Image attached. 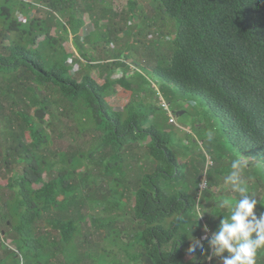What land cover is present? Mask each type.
<instances>
[{
    "label": "trees",
    "instance_id": "16d2710c",
    "mask_svg": "<svg viewBox=\"0 0 264 264\" xmlns=\"http://www.w3.org/2000/svg\"><path fill=\"white\" fill-rule=\"evenodd\" d=\"M66 1L45 0V7L0 0V173L10 170L0 182V195L8 196L0 200V220L15 244L0 261L89 264L82 254L100 248L105 264H220L219 257L207 259L210 238L203 237V226L210 217L198 219V193L213 169L226 181L233 152L247 178L253 166L255 183L264 181V0H158L176 34L152 76L201 100L206 115L197 130L210 129L208 120L225 135L224 143L210 145L217 135L206 132L192 146L156 128L152 104L168 105L158 90L155 102L146 100L148 83L135 67L122 70L110 63L119 59L85 58L76 49L85 63L71 68L58 43L63 37L50 36L48 26L83 35L82 10ZM134 10L130 6L122 31ZM84 66L105 73L93 77ZM55 112L73 123L64 129L85 137L80 143L49 148L59 145L46 127V114L49 123L59 121ZM231 193L224 195L239 198ZM90 204L100 209L82 213ZM191 236L203 249L187 251ZM0 247L7 248L1 237ZM256 264H264V249Z\"/></svg>",
    "mask_w": 264,
    "mask_h": 264
},
{
    "label": "rangeland",
    "instance_id": "374dc122",
    "mask_svg": "<svg viewBox=\"0 0 264 264\" xmlns=\"http://www.w3.org/2000/svg\"><path fill=\"white\" fill-rule=\"evenodd\" d=\"M31 1V0H26ZM39 1L41 6H45V0H34ZM58 2H67L66 0H57ZM74 7L82 10L80 15L81 21V30L84 32H79L83 35L78 36L74 29H72V34L69 31H64L62 33H58L59 29L56 24L48 23L50 31V36L54 37L59 34L63 39H58V43L64 46L65 55H67V61L71 64V68L76 70L78 66H81L80 63H85L83 59H80V55L85 58H99L104 57L107 58V61H112L113 59H119L115 63L110 62L113 66H119L122 70H128L131 67H135L136 72L141 74L142 78H145L148 85L147 93L145 92L146 100H152L155 102V92L158 90L162 95L163 99L166 101L165 103L168 105V110L160 109L159 104L153 105V114L152 121H154L156 128L160 132L169 133L172 135L180 137L182 139L186 138L188 141H191V146L193 145V140H203L205 137V133H209V136H216L214 138V142H210V145H218L217 143H224L225 135H218L219 125H214L213 129H211L212 124L207 120L206 127L210 129H206L203 127L202 131L196 129L198 124V119H201L200 115L205 113L204 106L201 103V100L195 95H185L179 92V90L175 87H171L169 85L163 84L160 80L153 78L152 76V67L158 62L168 59L170 51L174 48L173 39L176 34V25L174 19L163 9L160 1L158 0H72ZM70 2V1H69ZM130 6L132 9V17L130 21V25L127 24L123 31L122 22L126 20L127 15L131 12ZM71 8V6H70ZM42 10H46V8H42ZM31 15V13H28ZM56 14H60L62 16V12H58ZM21 18L23 17L21 13H17ZM40 18L44 19L46 13L42 14V12H38ZM128 21V20H127ZM54 22V21H53ZM114 27L115 30L112 28ZM73 35V36H72ZM57 37V36H56ZM40 39L43 36L39 37ZM155 38L154 41H151ZM155 47H154V45ZM79 53L77 52V50ZM99 60V59H98ZM128 62V63H127ZM83 71H88L93 77L98 76L99 74L105 73V70H99L96 67H87L84 66ZM135 74V73H134ZM116 74H113V77ZM137 76V74H136ZM152 79V80H151ZM155 80V81H154ZM158 103V102H157ZM170 112L175 113L174 121H171L172 118ZM56 117L59 116V121H53L49 123L50 118L49 115L46 114L45 118H47L46 127L51 135V137L57 140L59 145H52L49 148L53 149L55 146H60L62 149H66L65 144L72 142L74 144L80 143L83 138L76 137L75 132L72 130L68 132L67 129H64V125H72L73 123L67 121L65 117L61 118V115L55 112ZM207 118V116H206ZM58 120V119H57ZM151 120L148 121L150 123ZM201 121V120H200ZM147 125V124H146ZM59 127V129H58ZM62 131V134L58 138L57 134ZM25 140L30 142V137L25 134ZM219 148V147H218ZM226 153V151H223ZM232 161L235 159H240L241 157L236 153H231ZM252 173L246 176V173L243 170L242 179L246 182L249 192L251 195L255 196L257 200L264 202V181L259 180L256 182L257 176L259 175L258 171L253 169ZM3 175L0 177V182H6L7 176L10 174V170L8 172H1ZM0 173V175H1ZM43 178L46 180L48 178V173L44 172L42 174ZM221 176V172L219 169H213L209 172L208 182L209 185L200 193H198V201H200V207L202 209L201 213L207 217H210V221L208 223V227L210 229L209 232L204 233L203 237L210 238L212 233L218 230L220 219L223 216L230 215V208H220L217 207L219 202L224 199L228 201L234 202L235 200L231 198L229 195L225 196L224 193L226 190L230 189L228 185L225 188L226 182L224 179L219 180ZM39 186V185H35ZM204 186V182L201 183L200 187ZM235 193H231V196H234ZM0 200L3 201L7 198V195H0ZM214 202L213 207L208 208V204ZM2 203V202H1ZM133 203V198L130 200V204ZM100 205L97 204L93 208V204L89 205V209L82 208V213H95L99 210ZM99 208V209H98ZM260 212H264V206H261L259 203L257 205V214ZM89 223V218L86 216L85 221ZM85 225L82 226L84 229ZM5 227L3 225V221L0 220V237L3 239L7 248L0 247V258H7L8 254L6 250L14 249L15 244L12 241V236L8 233L5 235L4 230ZM124 239H128V236H123ZM112 247L108 245V250ZM102 249L94 248L92 251L86 250L82 255V261L85 260L89 264H94L98 261L97 264H105V261H99L98 255L101 254ZM12 254V252L10 251ZM211 254V251H210ZM227 255V253H225ZM191 256V255H190ZM118 258L124 259L122 254L118 255ZM185 259H188L185 256ZM209 261V260H208ZM0 264H14V259L12 256L9 257L7 261H0ZM79 263V261H77ZM76 260L73 264H77ZM125 264V263H124ZM128 264V263H126ZM132 264V263H131ZM220 264H222V260L220 258Z\"/></svg>",
    "mask_w": 264,
    "mask_h": 264
},
{
    "label": "clouds",
    "instance_id": "9594fccd",
    "mask_svg": "<svg viewBox=\"0 0 264 264\" xmlns=\"http://www.w3.org/2000/svg\"><path fill=\"white\" fill-rule=\"evenodd\" d=\"M170 114V120L174 121V116ZM244 167L239 159L231 163L232 170L225 182L239 198L234 202L222 199L217 205L220 208H230V215L220 219L218 230L208 239L211 250L208 260L219 257L222 264H256L257 252L264 249V212L257 214L258 203L264 206V202L258 201L250 194L246 182L242 179ZM203 214L198 213V219L202 218ZM203 231L207 233L210 229L204 225ZM190 241L187 250L189 253H194L197 248L203 249L200 239L191 236Z\"/></svg>",
    "mask_w": 264,
    "mask_h": 264
}]
</instances>
